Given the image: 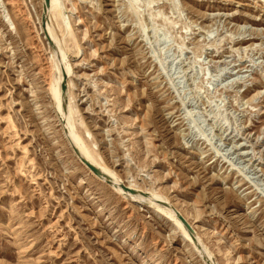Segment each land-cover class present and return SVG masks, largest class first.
<instances>
[{"label": "rangeland", "instance_id": "rangeland-1", "mask_svg": "<svg viewBox=\"0 0 264 264\" xmlns=\"http://www.w3.org/2000/svg\"><path fill=\"white\" fill-rule=\"evenodd\" d=\"M42 7L0 0V264H264V0H59L51 15L78 136L180 211L197 249L79 162Z\"/></svg>", "mask_w": 264, "mask_h": 264}, {"label": "bare ground", "instance_id": "bare-ground-1", "mask_svg": "<svg viewBox=\"0 0 264 264\" xmlns=\"http://www.w3.org/2000/svg\"><path fill=\"white\" fill-rule=\"evenodd\" d=\"M58 7H59V0H50V5H49V8L47 9L46 29L45 30H46V34L48 35V37L51 41L52 49H54V51H55V59L53 61L54 62L53 67H54L55 75H54L53 84L50 86L52 99L54 100L56 107H57V110L59 111L60 115H62V117L65 118L66 127H64V129H65V132L68 136L67 138L70 141V143L74 145L75 149L78 151L79 155L77 156V158H78L79 162L81 163V165L86 167V165L82 162V160L86 161L87 163L91 164L96 169H98L101 173H103L104 175L109 177L112 180V185H109V186H111V188H113V190L116 193H118L120 195H124L126 197H130L132 199H137V200H141L144 202H152L150 197H147L144 194H142L141 192H139L137 189L132 188L131 185L122 184V182L118 179V177H116V175L113 172H111L110 170H108L104 166H102L98 162L95 155L86 147V145H84L80 136H78L77 132L75 131V128H74V125L72 122L71 110L69 108V103H68V99H67V94H68L67 79L69 78V75H70V66L66 60L65 52L62 50V48H61V46H60V44L56 38V34L54 33V31L51 27V22H50L51 21V15L54 14L58 10ZM40 21H41V17H40ZM56 50L58 52H56ZM63 75H65V77H66L67 90H66L65 95L62 96L61 84L63 81ZM65 108L67 109V111H65ZM86 169H88V168L86 167ZM89 172H91V171L89 170ZM92 174L95 175L94 173H92ZM100 179H102V178H100ZM103 180L104 179H102V181ZM104 182H106V181L104 180ZM122 187H125L127 190L134 191L136 194L133 195V194H130L129 192L123 191ZM152 198H153V202L158 204V205H156V204L154 205L156 211L158 213L162 214L167 221L171 222L173 224V226H175L181 232L183 240L185 242H188L193 248L197 249V246H198L197 242H200V241H199L198 235L195 232L193 226L187 221V223L190 225V227L192 229V231H191L192 235H190V233H188V231L185 229V227L182 225V223L176 217L175 210H173L172 208L169 209L170 206L166 207V204H168V201H166L165 198H163L162 196L154 195V194L152 195ZM164 205H165V207H164ZM168 205H170V204H168ZM177 212L180 213V215L183 217V215L180 211H177ZM199 250H200V248H199Z\"/></svg>", "mask_w": 264, "mask_h": 264}, {"label": "water", "instance_id": "water-1", "mask_svg": "<svg viewBox=\"0 0 264 264\" xmlns=\"http://www.w3.org/2000/svg\"><path fill=\"white\" fill-rule=\"evenodd\" d=\"M49 5H50V0H43V8H42V15H41V28H42V31L44 32V37L46 38V41L50 44V47H51V41H50L48 35L46 34V30H45L46 29V15H47V9L49 8ZM66 90H67L66 77H65V75H63V81H62V84H61V94H62V96L65 95ZM70 145H71L72 150L74 151V153L78 156L79 153L75 149L74 145L71 144V143H70ZM82 162L97 177H100V178L104 179L106 181V183H108L109 185H112V180L109 177H107L106 175L101 173L98 169H96L94 166H92L91 164L87 163L86 161L82 160ZM122 189H123V191L129 192L130 194H133V195L136 194L134 191L127 190L125 187H122ZM175 215L178 218V220L182 223V225L185 227V229L188 231V233H190V235H192V233H191L192 229H191L190 225L187 223V221L176 210H175Z\"/></svg>", "mask_w": 264, "mask_h": 264}]
</instances>
